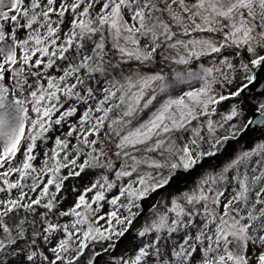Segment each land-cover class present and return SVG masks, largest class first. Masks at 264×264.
Wrapping results in <instances>:
<instances>
[{"label": "snow or ice", "instance_id": "obj_1", "mask_svg": "<svg viewBox=\"0 0 264 264\" xmlns=\"http://www.w3.org/2000/svg\"><path fill=\"white\" fill-rule=\"evenodd\" d=\"M0 264H264V0H0Z\"/></svg>", "mask_w": 264, "mask_h": 264}]
</instances>
